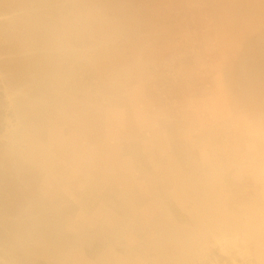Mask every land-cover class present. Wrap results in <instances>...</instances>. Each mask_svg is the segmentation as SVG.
<instances>
[{"label":"rangeland","instance_id":"rangeland-1","mask_svg":"<svg viewBox=\"0 0 264 264\" xmlns=\"http://www.w3.org/2000/svg\"><path fill=\"white\" fill-rule=\"evenodd\" d=\"M0 264H264V0H0Z\"/></svg>","mask_w":264,"mask_h":264}]
</instances>
